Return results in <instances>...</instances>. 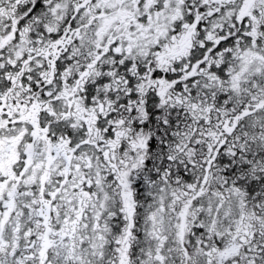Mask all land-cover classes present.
Wrapping results in <instances>:
<instances>
[{
    "label": "snow or ice",
    "instance_id": "1",
    "mask_svg": "<svg viewBox=\"0 0 264 264\" xmlns=\"http://www.w3.org/2000/svg\"><path fill=\"white\" fill-rule=\"evenodd\" d=\"M0 264H264V0H0Z\"/></svg>",
    "mask_w": 264,
    "mask_h": 264
}]
</instances>
